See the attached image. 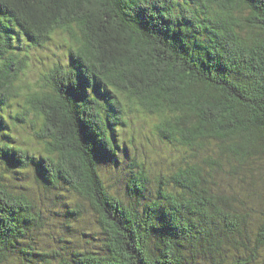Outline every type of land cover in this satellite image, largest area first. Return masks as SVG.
<instances>
[{
	"label": "trees",
	"instance_id": "obj_1",
	"mask_svg": "<svg viewBox=\"0 0 264 264\" xmlns=\"http://www.w3.org/2000/svg\"><path fill=\"white\" fill-rule=\"evenodd\" d=\"M56 40L70 65L27 83L29 53ZM13 97L41 150L11 142ZM128 111L157 115L156 132L187 154L153 197L146 163L118 144ZM124 159L129 182L113 193L101 167ZM260 162L264 0H0V264L17 251L21 264H264ZM234 176L242 196L221 184ZM29 181L61 200L49 212L88 237L84 249L74 237L39 252L27 242L47 217Z\"/></svg>",
	"mask_w": 264,
	"mask_h": 264
},
{
	"label": "rangeland",
	"instance_id": "obj_2",
	"mask_svg": "<svg viewBox=\"0 0 264 264\" xmlns=\"http://www.w3.org/2000/svg\"><path fill=\"white\" fill-rule=\"evenodd\" d=\"M58 40L47 44V48L45 50L34 49L32 53H29L32 55L35 64L27 73L28 75L24 78L27 83H42L44 85L43 76L47 74L46 68H53V66L57 63L63 64L65 67L70 65V58L68 56L69 47H67V45L63 46L62 44L58 45ZM22 103L23 99L13 97L9 103L10 107L3 112L5 116L9 117L8 123L11 128V130L6 132L9 133L10 140L14 145L36 152L41 150L42 146L34 137L33 130L29 128L30 124L28 126L26 125L25 129L23 124L18 122V120H14V117L18 116L19 109H21L20 106L23 105ZM30 120L33 121V124L35 122L34 129L37 131L42 123V120L35 119L33 115L30 116ZM124 120L126 125L116 131L118 134L117 139H119L118 144L120 149L123 152H126L124 155L130 154L131 156H135L140 162L146 163L147 169L150 170L148 172L150 173V186L152 188L151 197L156 196V190L154 187H156L159 182L158 177H160V174L168 175L172 170L178 167L180 162H183L186 157L183 155L187 154L183 152L184 150L181 147L168 143L160 136L159 133L156 132L155 126L158 122L157 115L128 111ZM13 123L17 125L13 127ZM11 136L13 139H11ZM126 150H128V152ZM120 154L122 156L121 152ZM130 163V160L124 159V163L121 165L113 163L101 167L102 177L109 189L112 187L111 191L113 193L116 192V188L113 189L115 183H122L121 186L118 184L121 190L128 184V172L130 171L128 165H130ZM261 164L262 163L260 162L258 164V168L255 169L256 179L258 180V199H256V203H254L253 207L256 209L257 207H261L263 203V198H259V195L264 193V170ZM222 182L221 184L225 187L228 193H230L228 189L233 188L234 194L239 195L240 193L241 196L243 195V192L245 191L242 186L243 183L236 176L225 177ZM25 186L31 190L32 196L37 203L36 206H38L48 217H45L46 226L35 231L33 233V239L29 238L27 242L30 243L37 252H39L41 250L48 251L53 247L58 246L61 238L73 240L74 237V240L77 241L75 247L77 249L81 248V250L84 249L86 246V238L88 237L84 236V238H79L81 237L79 235H69L67 230L62 229L60 224L64 222V219L55 215L53 212H49L54 211L62 213L63 209L61 206V200L55 201L56 199L53 195L48 194L44 188L33 181H29L25 184ZM16 188L19 189L18 186ZM71 198L72 195H69V199ZM243 198L246 200L245 197ZM126 200L124 201L127 203L128 198H126ZM91 213L94 212L91 211ZM82 229L85 233H88L91 230L89 226L85 225L82 226ZM92 242L94 243V246L92 245L94 248H97V246L101 244L99 241L92 240ZM70 246L72 245L70 244ZM18 253L20 252L17 251L14 256L10 257L11 259L6 264H21L20 256H16ZM41 261L42 259L39 256H36L33 259V264H39ZM26 263L29 264L28 262Z\"/></svg>",
	"mask_w": 264,
	"mask_h": 264
},
{
	"label": "bare ground",
	"instance_id": "obj_3",
	"mask_svg": "<svg viewBox=\"0 0 264 264\" xmlns=\"http://www.w3.org/2000/svg\"><path fill=\"white\" fill-rule=\"evenodd\" d=\"M250 31V30H249ZM148 81V80H147ZM167 82V81H166Z\"/></svg>",
	"mask_w": 264,
	"mask_h": 264
}]
</instances>
